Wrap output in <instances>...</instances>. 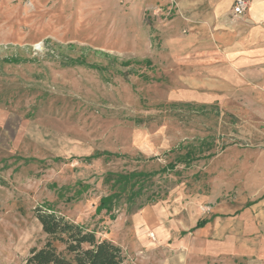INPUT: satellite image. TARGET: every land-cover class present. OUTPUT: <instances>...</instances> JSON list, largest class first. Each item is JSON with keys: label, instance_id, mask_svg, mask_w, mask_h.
<instances>
[{"label": "rangeland", "instance_id": "1", "mask_svg": "<svg viewBox=\"0 0 264 264\" xmlns=\"http://www.w3.org/2000/svg\"><path fill=\"white\" fill-rule=\"evenodd\" d=\"M175 2L0 0V264L44 244L42 204L118 245L122 264H264L189 255L179 234L217 201L259 194L264 117L186 95L165 49ZM131 171L155 174L96 212Z\"/></svg>", "mask_w": 264, "mask_h": 264}, {"label": "crops", "instance_id": "2", "mask_svg": "<svg viewBox=\"0 0 264 264\" xmlns=\"http://www.w3.org/2000/svg\"><path fill=\"white\" fill-rule=\"evenodd\" d=\"M175 1L166 5L172 15L165 49L180 65L186 95L264 117V0H248L241 16L232 14L233 0ZM253 189L250 193L259 194L236 203L217 201L209 213L187 220L193 223H185L179 234H191L189 255L264 258V183ZM140 215L154 218L150 207ZM201 220L205 223L195 226ZM153 221L161 235L164 228Z\"/></svg>", "mask_w": 264, "mask_h": 264}, {"label": "trees", "instance_id": "3", "mask_svg": "<svg viewBox=\"0 0 264 264\" xmlns=\"http://www.w3.org/2000/svg\"><path fill=\"white\" fill-rule=\"evenodd\" d=\"M191 152V148L186 151L185 157H183L185 161L191 162V160L194 159V157L190 155ZM103 154L107 156L111 155L109 152H104ZM82 159L89 160L90 157L84 156ZM173 167L174 164L170 163L164 167V169L170 170ZM154 174L155 172L143 171H131L124 174L119 173L114 181L115 191L112 193L119 194L127 191L130 193L131 196L129 199H131L134 195H139L141 186L137 187V191L132 190L133 187L138 184L139 178L143 177L147 179ZM117 194L101 197L96 206V212H100L102 209L109 211L112 198L116 197ZM156 198L157 197L154 196L148 199L147 202H152ZM38 209L36 217L41 224L42 231L46 234V240L41 247L31 249L27 258V263L122 264L124 257L118 245L107 239L96 238L93 230H87L81 224L75 223L66 216L57 213L49 204H42ZM204 223L205 220H201L197 222L195 226H202Z\"/></svg>", "mask_w": 264, "mask_h": 264}, {"label": "built area", "instance_id": "4", "mask_svg": "<svg viewBox=\"0 0 264 264\" xmlns=\"http://www.w3.org/2000/svg\"><path fill=\"white\" fill-rule=\"evenodd\" d=\"M247 7H248V0H233L231 7L232 14L234 16H241L247 10Z\"/></svg>", "mask_w": 264, "mask_h": 264}]
</instances>
